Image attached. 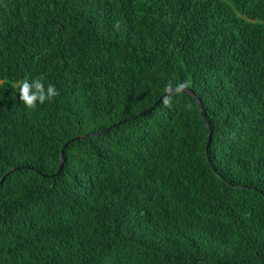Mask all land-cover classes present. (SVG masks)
Instances as JSON below:
<instances>
[{"label":"trees","instance_id":"trees-1","mask_svg":"<svg viewBox=\"0 0 264 264\" xmlns=\"http://www.w3.org/2000/svg\"><path fill=\"white\" fill-rule=\"evenodd\" d=\"M0 264H264V0H0Z\"/></svg>","mask_w":264,"mask_h":264},{"label":"clouds","instance_id":"clouds-1","mask_svg":"<svg viewBox=\"0 0 264 264\" xmlns=\"http://www.w3.org/2000/svg\"><path fill=\"white\" fill-rule=\"evenodd\" d=\"M114 27L117 30L121 29L120 22H116ZM17 92L19 93V99L22 104L28 109H36L38 105H43L46 102H51L55 97L59 95L58 89L55 85L49 83L45 86V83L40 78L23 79L17 81L15 84ZM190 87L189 81H176L168 80L164 91L168 93L162 100V103L166 107L172 106V101L175 96H179L184 90ZM188 107H191L188 105Z\"/></svg>","mask_w":264,"mask_h":264},{"label":"water","instance_id":"water-1","mask_svg":"<svg viewBox=\"0 0 264 264\" xmlns=\"http://www.w3.org/2000/svg\"><path fill=\"white\" fill-rule=\"evenodd\" d=\"M184 92H187V93H189V94H192L191 90H188V89L184 90ZM164 94H166V92H165ZM193 96H194V95H193ZM162 97H163V96H160L159 99H161ZM197 103H198V105H199V107H200V109H201V114H202V117H203L204 120H205V124H206L207 127H208V131H209L208 139H207V143H208V140H209V137H210V128H209V125H208L207 120L205 119L204 112H203V110H202V107H201L200 101H199L198 99H197ZM114 125H115V124L109 126L107 129H110V128L114 127ZM107 129H106V130H107ZM75 138H77V137H75ZM73 139H74V138H73ZM73 139H72V140H73ZM70 140H71V139H70ZM70 140H68V142H69ZM66 143H67V142H66ZM66 143H65V144H66ZM65 144H64V145H65ZM62 164H63V161H62V150H61V151H60V162H59V167H58V170H57L56 173H58V172L60 171V169L62 168Z\"/></svg>","mask_w":264,"mask_h":264}]
</instances>
